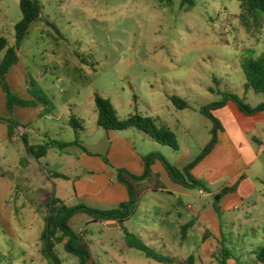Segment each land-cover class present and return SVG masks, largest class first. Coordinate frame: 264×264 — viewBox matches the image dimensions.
<instances>
[{
	"label": "rangeland",
	"instance_id": "1",
	"mask_svg": "<svg viewBox=\"0 0 264 264\" xmlns=\"http://www.w3.org/2000/svg\"><path fill=\"white\" fill-rule=\"evenodd\" d=\"M191 1L193 6L183 5V0H40L42 20L31 28L20 50L21 64L27 69L23 92L43 105L52 128L56 112L71 108L77 123L82 124L80 137L89 152L102 153L109 139L96 124V94L112 101L121 120L149 116L180 139H211L213 123L200 112L201 107L221 100L211 88L234 93L251 107L264 103V94L246 91L242 68L246 59L264 52V17L260 27L249 22L248 29V18L237 0ZM20 3L0 0V38L11 46L15 26L22 19ZM5 53L0 54V63ZM173 96L187 101L190 108L178 110L171 101ZM132 131L118 134L143 139L141 132ZM62 136L63 140L75 138L74 131ZM17 145L23 147V143L7 144V159L0 158V174L5 173L0 177V264H38L41 258L48 264L37 247L46 228L49 198H61L68 206L90 204L74 196L73 181L50 182V174L84 175L86 163L79 161L74 167L56 158L57 150L47 159L30 160L25 151L19 153ZM138 145L145 152L154 150L141 141ZM164 149L172 160V148ZM104 154L101 163L116 173L118 168ZM23 159L26 165H21ZM5 195L7 201L3 202ZM246 210L235 211L230 226L223 221L224 246L244 264H255L248 251L253 242L257 250L264 247V200L257 196V206ZM144 211L146 208L135 214L125 228L115 222L86 226L94 259L100 264H123L122 259L130 257L121 252L127 227L129 233L138 232L148 221L155 226L158 222L157 215L148 217ZM81 224L74 222L72 229L84 228ZM141 234L147 245L160 250L154 234ZM202 236L192 232L186 249L197 251ZM131 252L146 264H155L140 252ZM57 253L64 264L80 263L62 245ZM184 256L188 255H180ZM188 261L183 263H191Z\"/></svg>",
	"mask_w": 264,
	"mask_h": 264
},
{
	"label": "crops",
	"instance_id": "2",
	"mask_svg": "<svg viewBox=\"0 0 264 264\" xmlns=\"http://www.w3.org/2000/svg\"><path fill=\"white\" fill-rule=\"evenodd\" d=\"M26 76L27 69L25 65L21 64V55L19 53V62L10 71L8 80L12 89L24 100L34 101L30 94L22 90L25 86ZM245 89L246 91L252 90L247 89L246 85ZM215 91L216 93L213 94L219 95L218 91ZM252 92L254 91L252 90ZM0 100L2 111L0 118L9 119L13 117L19 124L15 129L14 138L10 139L8 125L0 122V158L7 159L5 149L7 148V144L13 143H23V147L17 145L19 146L18 151L19 153L25 151L27 154L23 136H25L28 144L31 146L51 143L53 145L52 148L49 150L47 156L42 159L49 158L52 156V152L57 150L58 153H56L55 157L59 160L70 162L74 167L79 161L86 163L84 175L64 172L53 173L69 177V180L65 181L74 182V196L78 200L81 199L89 202L90 204L88 205L101 209H112L128 201L127 189L117 182L116 173L101 163V156L104 153L108 155L115 168L127 169L136 175L144 173L145 165L143 157L148 153L159 152L168 159L167 154L163 151L164 148L168 147L158 144L150 136L149 138L151 139H146L147 137L145 136L148 135L142 132L143 135L141 136L143 137L141 138L143 139H138L140 135H136L133 138L132 136L127 137L118 134V132H109L107 133L109 139H107L106 148L104 147L102 150L103 154L100 152H89L83 145L81 137L77 139L75 131L70 126V118L71 116H75L71 108L67 107L61 113L56 112L57 116L52 119V122H54V127L52 128L51 123H48L47 117L44 116L43 105L37 104L36 107L17 106L13 114H11L7 109L6 97L1 87ZM260 104H257V106ZM214 115L222 126V130L218 133V143L213 152L192 172L196 179L202 180L208 185L210 192L199 190L197 193H194L175 184L171 181L162 163L157 162L152 169L154 174L159 176L164 190H149L142 198L137 213L146 208V211H144L146 215L148 217L157 215L158 222L155 226L153 225L155 222L151 224V221H148L143 225L145 226L143 230H138V232L132 230L131 232L132 234L137 233L142 240L144 237L141 233L154 234L159 239L161 248H159L160 250L155 247L153 248L169 256L174 260L175 264H184L183 262L190 257H193V260L189 264H218L215 256L219 255L223 249H227L224 246L226 239L222 233L223 221L227 226L232 225L234 223L232 214L235 211H239L241 208H246L247 210L255 208L257 206V196H261L264 200V112L253 117H247L241 114L236 105L231 102L225 108L215 111ZM80 119L84 122V119ZM72 130L74 131L75 138L63 140L62 133L65 132L68 135L70 132H73ZM132 132L135 133L136 130ZM18 134H22V136L18 137ZM176 137L178 150L172 149V155L170 156L172 160L169 161L180 170L185 169L186 166L192 163L211 140L193 139L192 137L180 139L177 134ZM76 141L78 145L75 144ZM140 141L147 144L149 149L153 148L154 150L145 152L144 148L142 149L138 145ZM60 143L69 144V146L61 147ZM184 144L187 145V148H184ZM32 159L34 158L31 157L30 160ZM26 163V159L21 161V165H26ZM75 170L77 171V169ZM4 175L5 173L2 171L0 177L3 178ZM55 180L63 179H53L50 176V182ZM236 184H238L236 192L220 197L218 201L215 200L224 187H232ZM5 193H7V190ZM59 199L62 200L61 198ZM50 200L51 198H49L48 202ZM6 201L7 197L5 195L3 202ZM33 201L35 200H31L32 204ZM78 220L82 223L81 225H86L90 222L88 216L81 214L71 220V227ZM191 222H194V226L188 230L187 236L183 239L182 227ZM158 224H161V226ZM118 225L121 228L124 227L120 224ZM81 227L76 232L79 233L84 229ZM127 231H130L128 227ZM195 231L203 234L202 244L197 251L194 249H189L188 251L186 249V241L190 239L192 232ZM179 234L181 236H178ZM122 240L125 244V249L121 251L123 257L124 254L130 255V257L122 259L123 264H146L145 261L132 256L131 250L133 249L127 247L125 236ZM102 245L103 247L105 246L104 243ZM41 249L42 242L37 247L38 254H41ZM256 251L257 243L253 242L248 252L249 259L251 261L254 260L255 264H257ZM115 253L118 254L116 251ZM122 255H119V257ZM180 255L188 256L181 258ZM37 259L39 258L37 257ZM236 259L241 261V259L234 257L229 260V264H234ZM94 261L96 264H100L96 259ZM38 264H46V262L41 258Z\"/></svg>",
	"mask_w": 264,
	"mask_h": 264
},
{
	"label": "trees",
	"instance_id": "3",
	"mask_svg": "<svg viewBox=\"0 0 264 264\" xmlns=\"http://www.w3.org/2000/svg\"><path fill=\"white\" fill-rule=\"evenodd\" d=\"M241 3V7L248 18L246 26L250 29L249 22H255L257 27L261 25L260 19L264 17V0H237ZM190 3L193 6V1L183 0V5ZM20 9L22 12L21 21L15 26V43L10 45L9 41L0 38V54L6 52L3 60L0 63V87L6 97V104L8 111L13 114L17 106L20 107H36L35 101H28L22 99L17 93L11 90L8 75L10 71L19 62V53L22 44L28 37L31 28L42 20L43 6L40 0H21ZM56 30V29H55ZM56 32H58L56 30ZM80 59V55H78ZM81 63H86L85 60H80ZM244 78L246 80V88L252 89L255 94H264V52L257 57L246 59L242 65ZM210 92L216 93L214 88ZM221 100L213 102L209 105L203 106L200 112L213 123L211 131V140L203 149L202 153L185 169L180 170L172 164L165 156L159 152H152L143 157L145 171L142 175H136L127 169H116L117 182L123 185L128 192V201L120 204L116 208L101 209L87 204H79L76 206H68L59 198L53 197L45 204L46 208V228L41 238L42 249L41 255L49 264H64L59 254L57 247L64 246L67 253L74 255L80 261L79 264H96L91 251V245L87 240L88 230L86 226L91 224H101L109 221H115L121 226L129 222L137 213L139 204L142 198L149 190L158 191L164 190L163 184L158 175L153 172V166L160 162L167 171L170 179L175 184L184 187L187 190H202L210 192L208 185L196 179L193 176V170L215 149L218 143V133L222 130L220 121L214 115V112L225 108L228 103H234L238 111L247 117H253L259 113L264 112V103L251 107L245 102V99L238 95L218 91ZM171 101L178 110H186L190 108L187 101L173 96ZM41 103H45L43 100ZM95 106L97 111V126L109 132H122L126 130H137L150 136L155 142L162 146H167L173 150H178V142L176 134L165 126L158 123V120L149 116L135 115L127 119L121 120L118 117V112L110 99L104 98L99 94L95 95ZM75 116L70 118V126L76 133L77 139L80 137V130L83 129L82 124H78ZM0 122L6 123L9 127V138H14L15 129L19 124L13 119L0 118ZM83 122V121H82ZM24 145L27 154L36 160H40L47 156L49 150L52 148L51 143H46L39 146H31L27 139L23 136ZM75 144L78 145L76 141ZM61 147H68L69 144L60 143ZM108 162V161H107ZM53 179L69 180V177L59 174H50ZM238 184L232 187L223 188L219 194L223 197L229 193L237 191ZM34 204V201H33ZM84 214L90 218L81 232H75L70 222L78 216ZM194 226V222L182 227L183 239L187 236V232ZM125 242L127 247L140 252L146 258L153 260L159 264H175L174 260L163 252L157 251L155 248L147 245L139 236L129 233L125 230ZM255 256L257 262L264 264V247H260ZM234 258L232 254L223 249L219 255L215 256L218 264H229V260ZM193 257L189 258L188 262H192ZM234 264H244L236 259Z\"/></svg>",
	"mask_w": 264,
	"mask_h": 264
},
{
	"label": "water",
	"instance_id": "4",
	"mask_svg": "<svg viewBox=\"0 0 264 264\" xmlns=\"http://www.w3.org/2000/svg\"><path fill=\"white\" fill-rule=\"evenodd\" d=\"M219 199H220V197H217V198H216V200H219Z\"/></svg>",
	"mask_w": 264,
	"mask_h": 264
},
{
	"label": "built area",
	"instance_id": "5",
	"mask_svg": "<svg viewBox=\"0 0 264 264\" xmlns=\"http://www.w3.org/2000/svg\"><path fill=\"white\" fill-rule=\"evenodd\" d=\"M19 136H22V134H18V137H19Z\"/></svg>",
	"mask_w": 264,
	"mask_h": 264
}]
</instances>
